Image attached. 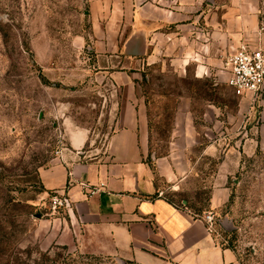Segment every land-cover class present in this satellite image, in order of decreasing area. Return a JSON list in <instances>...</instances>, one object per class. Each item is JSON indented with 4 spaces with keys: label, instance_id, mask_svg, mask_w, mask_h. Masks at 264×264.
Returning <instances> with one entry per match:
<instances>
[{
    "label": "crops",
    "instance_id": "0c3cea01",
    "mask_svg": "<svg viewBox=\"0 0 264 264\" xmlns=\"http://www.w3.org/2000/svg\"><path fill=\"white\" fill-rule=\"evenodd\" d=\"M208 1H89L86 13L94 29V49L89 51L98 60L108 54L107 65H100L101 79L117 92L112 105L119 114L101 152L91 144L87 128L70 117L63 119L64 143L54 162L39 173L45 193L67 199L62 215L47 216L39 223L50 244L121 264H239L236 252L221 243L219 225L216 233H209L201 216L185 207V201L181 205L169 200L165 191L184 192L186 182L202 178L201 158L221 155L212 177L211 208L228 201L227 181L240 165L239 146L230 141L231 133L237 120L247 118L241 133L246 131L249 145V122L257 105L264 126V87L256 97L237 96L241 116L231 122L221 118L219 107L206 102L201 114L205 126L200 128L192 98L183 97L167 152L152 158L147 109L136 79L123 71L125 67L110 72L116 59L144 61L155 54L184 71L193 67L197 79L228 84V74L222 70L225 58L243 45L264 47L260 0L215 2L207 11ZM89 189L99 191L90 194Z\"/></svg>",
    "mask_w": 264,
    "mask_h": 264
},
{
    "label": "rangeland",
    "instance_id": "374dc122",
    "mask_svg": "<svg viewBox=\"0 0 264 264\" xmlns=\"http://www.w3.org/2000/svg\"><path fill=\"white\" fill-rule=\"evenodd\" d=\"M89 1L0 0V264H121L110 257L50 244L46 228L39 226L47 216H60L66 209L51 212L53 195L43 192L39 177L64 143L63 119L70 117L87 128L91 144L100 152L116 129L119 109L112 104L117 92L101 79L104 70L100 65H107L108 54L98 60L89 51L94 49L93 24L86 13ZM212 1L226 4L229 0ZM260 6L264 22V0ZM151 56L144 61L116 59L110 72L125 67L123 71L136 79L147 109L152 155L167 152L179 102L187 95L192 98L199 128L205 126L201 114L207 101L216 103L224 121L241 116L239 99L226 82L197 79L193 67L184 71L164 55ZM260 111L257 105L249 122L248 146L246 131L241 133L247 118L237 120L239 125L227 137L239 146L240 165L227 181L230 196L224 205L213 209L208 202L218 169L215 162L221 155L202 157V178L186 182L184 192L165 191L176 204L185 198L198 209H206L204 213L215 212L220 241L236 252L239 264H264Z\"/></svg>",
    "mask_w": 264,
    "mask_h": 264
},
{
    "label": "built area",
    "instance_id": "2783aa9c",
    "mask_svg": "<svg viewBox=\"0 0 264 264\" xmlns=\"http://www.w3.org/2000/svg\"><path fill=\"white\" fill-rule=\"evenodd\" d=\"M223 70L228 74V86L236 96L244 97L252 95L256 97L264 87V47L250 48L243 45L234 53L227 56L224 61ZM59 150L56 151V154ZM89 188L83 185V189ZM90 194H95L98 189H89ZM67 199L65 196L53 195L50 199L49 208L52 213L65 208ZM209 233H216L217 220L214 212L210 211L201 215Z\"/></svg>",
    "mask_w": 264,
    "mask_h": 264
},
{
    "label": "trees",
    "instance_id": "16d2710c",
    "mask_svg": "<svg viewBox=\"0 0 264 264\" xmlns=\"http://www.w3.org/2000/svg\"><path fill=\"white\" fill-rule=\"evenodd\" d=\"M41 80H42V82L44 83V84H46V85H48L49 84V82L47 81V80H45V78L44 77H42L41 78ZM214 83V82H213ZM208 103H210V102H212V101H207ZM213 104H215L216 105V103L215 102H213ZM193 107H192V110H193V112H195L194 110H195V107H194V105H192ZM196 114V113H195ZM197 116V115H196ZM150 125V124H149ZM149 131V130H148ZM220 162H221V160H218L217 162H215L216 164V166L218 167L219 166V164H220ZM45 191V189H43V192ZM51 195H56V193H50ZM210 198H211V196L210 197H208V202H209V204H210ZM169 200H171V199H169ZM171 201H173V200H171ZM186 202V204H185V207H188V209H190L194 214H196V215H198V216H201L205 211H207L206 209H201V208H197V207H195L194 205H192L191 203H190V201L188 200V199H185V198H183V199H181L180 200V202L178 203V204H181V205H183V202ZM175 202V201H174ZM218 218V217H217Z\"/></svg>",
    "mask_w": 264,
    "mask_h": 264
},
{
    "label": "water",
    "instance_id": "95a60500",
    "mask_svg": "<svg viewBox=\"0 0 264 264\" xmlns=\"http://www.w3.org/2000/svg\"><path fill=\"white\" fill-rule=\"evenodd\" d=\"M208 4H209V5H213V1H212V0H209V1H208ZM153 156H154V155H152L151 157L154 158ZM184 204H186V202H184Z\"/></svg>",
    "mask_w": 264,
    "mask_h": 264
}]
</instances>
